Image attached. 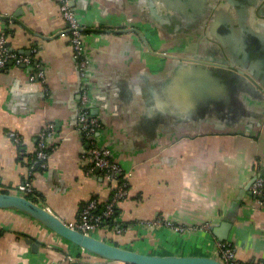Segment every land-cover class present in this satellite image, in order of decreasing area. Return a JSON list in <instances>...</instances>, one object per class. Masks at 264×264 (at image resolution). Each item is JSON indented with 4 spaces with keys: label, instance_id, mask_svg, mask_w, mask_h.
<instances>
[{
    "label": "crops",
    "instance_id": "crops-1",
    "mask_svg": "<svg viewBox=\"0 0 264 264\" xmlns=\"http://www.w3.org/2000/svg\"><path fill=\"white\" fill-rule=\"evenodd\" d=\"M70 5L84 27L89 108L101 122L95 140L130 172L115 214L126 227L103 226L93 236L162 255L216 257L217 243L224 241L242 263L264 259V210L247 187L253 161L264 177V79L246 67L250 77L241 84L247 86L237 87L235 63L225 69L221 81L233 80L223 89L211 80L206 86L205 70H193L191 77L182 68L185 57L234 62L227 48L238 55L245 47L247 62L260 48L264 58V0ZM4 29L10 48L41 63L45 81H28L25 67L0 70V192H14L30 178L37 133L54 122L46 166L30 178L32 197L68 223L90 199L107 201L112 184L100 169L85 171L89 139L76 127L84 81L66 23L56 0H0ZM207 88L214 96L206 98ZM157 218L192 227L151 225ZM223 222L230 223L224 232ZM0 226V264H76L65 260L68 254L81 264H126L80 248L16 209L0 207Z\"/></svg>",
    "mask_w": 264,
    "mask_h": 264
},
{
    "label": "built area",
    "instance_id": "built-area-1",
    "mask_svg": "<svg viewBox=\"0 0 264 264\" xmlns=\"http://www.w3.org/2000/svg\"><path fill=\"white\" fill-rule=\"evenodd\" d=\"M62 18L65 20L66 28L69 34L73 57L75 58L79 75L83 79L80 87V101L76 119V127L89 139V148L83 156L87 160L85 171L89 172L93 169H100L105 178L112 184V192L110 198L100 203L97 199L92 198L83 204L78 216L75 220L68 222V226L86 234L93 235L99 228L108 226L105 220L110 218L115 211L119 200L127 195L129 171H126L119 163L111 158L110 149L99 145L95 140V135L101 128L99 118L91 112L89 108V91L86 83V73L88 60L84 56V27L76 17L73 8L70 5L71 0H56ZM36 49H33L35 52ZM9 65L16 67H25L29 69L28 81L43 84L45 81L44 71L41 63L34 59L32 55L17 52L9 47L7 43V30L0 31V70ZM56 130L54 122L46 123L37 133L36 148L34 155L29 161V177L37 169H42L46 166L51 145L49 140L52 138ZM9 135L15 140L19 138L14 133ZM53 148V147H52ZM253 179L250 184V195L254 197L255 205L264 210V177L257 173L258 162L253 161L251 164ZM30 178L18 184L14 190L15 193L31 197L34 194ZM99 209V210H98ZM153 226L161 224L166 225L176 231H184L186 226L172 223L169 220L162 218L154 219L150 222ZM191 228V227H188ZM2 227L0 226V231ZM120 232V229L117 230ZM216 258L223 264H246L242 263L235 257L234 248L224 241L217 243ZM81 258L75 255L68 254L65 260L68 262L81 264ZM91 264V263H86ZM255 264H264V259H259Z\"/></svg>",
    "mask_w": 264,
    "mask_h": 264
},
{
    "label": "water",
    "instance_id": "water-1",
    "mask_svg": "<svg viewBox=\"0 0 264 264\" xmlns=\"http://www.w3.org/2000/svg\"><path fill=\"white\" fill-rule=\"evenodd\" d=\"M241 49L243 50V53L235 55L236 52L233 51V49L227 48V52L230 55V58L233 57L232 59L234 60V62L230 60L232 62L230 67H234V64L237 63L238 68H236V72L232 71L231 69L226 70H231V72L235 74L234 77L235 81H237V87L247 86V84H241L242 81L248 83L246 78L250 77L245 71L246 67L252 71L253 76L256 77L255 79H258L261 82L264 79V58L262 57L263 55L261 49L257 48L258 50H260L258 51L259 56H254L256 60L250 62L245 61L248 58V56L244 52L245 47H241ZM185 63L187 65L183 66L182 68L185 72H190L191 77L193 76V70L195 71V73H197L199 69L206 71V86H208V82L210 80L213 81L216 87H221L223 89L231 84L228 82L230 80L228 77H225L224 81H221L222 77L225 76V72H227L223 68L219 67V69H213V67L207 66V62L198 58L191 57H185ZM214 71L218 72L216 76L213 74ZM251 79L254 81V83L257 84L255 79ZM216 91H219V89H217ZM213 94L214 91L208 88L206 89V98L211 97V95L214 96ZM251 182L252 180L249 182L247 187H249ZM247 187L245 189H247ZM0 207L21 211L36 219L45 227L54 231L69 242L105 259L121 261L126 264H223L215 256L211 255H162L156 253L140 252L128 247L111 244L106 240L71 228L70 226H68L67 222H64L49 210H47L45 207H43L41 202L32 200L27 196L20 195L15 192L1 191ZM229 226V222H223L221 223L220 227H218L221 229V231L223 229L224 232L228 229ZM219 231V229L213 228V232L215 234H217V232ZM223 232L220 233L221 236L218 235L220 239H223V237H225L223 235ZM31 246L32 249H35L36 244L32 243Z\"/></svg>",
    "mask_w": 264,
    "mask_h": 264
},
{
    "label": "trees",
    "instance_id": "trees-1",
    "mask_svg": "<svg viewBox=\"0 0 264 264\" xmlns=\"http://www.w3.org/2000/svg\"><path fill=\"white\" fill-rule=\"evenodd\" d=\"M32 200H35V197H30ZM117 208H115V211H114V214L110 217V218H108V219H106L105 220V224L106 225H108L109 226V229H112V231H114L115 230V228H118V227H126V225L125 224H123V223H118L117 221H116V216H115V214H116V210ZM99 210V209H98ZM106 241L107 242H109V243H111V244H114V245H118V246H120V241L119 240H113L112 238H107L106 239Z\"/></svg>",
    "mask_w": 264,
    "mask_h": 264
},
{
    "label": "flooded vegetation",
    "instance_id": "flooded-vegetation-1",
    "mask_svg": "<svg viewBox=\"0 0 264 264\" xmlns=\"http://www.w3.org/2000/svg\"><path fill=\"white\" fill-rule=\"evenodd\" d=\"M203 59V58H202ZM201 59V60H202ZM205 62H207L208 63V65L207 66H209V67H213V69H215V68H218L219 69V67L220 68H223V69H226V67H230V65L232 64L231 63V61L230 60H228V59H219V58H214L213 60H210V61H206L205 60Z\"/></svg>",
    "mask_w": 264,
    "mask_h": 264
},
{
    "label": "bare ground",
    "instance_id": "bare-ground-1",
    "mask_svg": "<svg viewBox=\"0 0 264 264\" xmlns=\"http://www.w3.org/2000/svg\"><path fill=\"white\" fill-rule=\"evenodd\" d=\"M80 209V208H79ZM186 226V225H185ZM192 227V226H191ZM188 228V227H187Z\"/></svg>",
    "mask_w": 264,
    "mask_h": 264
}]
</instances>
